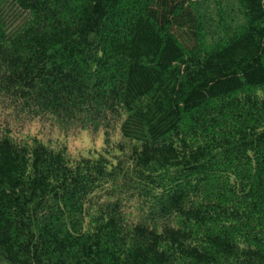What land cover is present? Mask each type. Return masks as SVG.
I'll use <instances>...</instances> for the list:
<instances>
[{
  "label": "trees",
  "instance_id": "1",
  "mask_svg": "<svg viewBox=\"0 0 264 264\" xmlns=\"http://www.w3.org/2000/svg\"><path fill=\"white\" fill-rule=\"evenodd\" d=\"M0 264H264V0H0Z\"/></svg>",
  "mask_w": 264,
  "mask_h": 264
},
{
  "label": "rangeland",
  "instance_id": "2",
  "mask_svg": "<svg viewBox=\"0 0 264 264\" xmlns=\"http://www.w3.org/2000/svg\"><path fill=\"white\" fill-rule=\"evenodd\" d=\"M21 129L15 130L16 133L15 135L19 136H37V137H44L48 133L52 132L51 137H56V132L52 131L54 127L50 126L48 122H33L31 124H26L23 123L21 125ZM58 136V135H57ZM65 144L69 150L70 153L72 154H77V153H84L87 150H97L101 148L102 145V136L99 137L96 141L92 142L90 138L87 136L86 133H81L79 136L74 137V138H69L65 140Z\"/></svg>",
  "mask_w": 264,
  "mask_h": 264
}]
</instances>
